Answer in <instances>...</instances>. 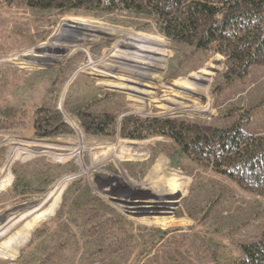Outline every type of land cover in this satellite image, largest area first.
<instances>
[{
  "label": "rangeland",
  "instance_id": "rangeland-1",
  "mask_svg": "<svg viewBox=\"0 0 264 264\" xmlns=\"http://www.w3.org/2000/svg\"><path fill=\"white\" fill-rule=\"evenodd\" d=\"M117 18L129 23L127 19L130 17L118 15ZM126 25L92 16L23 8L0 12V103H9L5 97L27 108L44 102L52 103L60 110L64 122L74 130V135L69 137L36 135L32 139L25 137L27 130L0 132V173L14 147L35 153L16 168V180L19 189L25 188L24 193L14 196L13 184L0 183V245L4 242L0 247V264H12L9 261L20 255V249L28 243L33 231L55 212L41 220L17 253L11 254L10 243L20 234V228L34 217L32 214L47 213L49 208L47 211L46 208L53 195L66 185L61 193L60 208L65 189L77 179L113 207L111 209L119 214L120 220L105 218L92 221L91 237L88 238L81 237L78 229L73 231L71 227L70 235L74 234L71 255L81 257L75 258L71 264H108L109 259L121 256L115 252L122 241L125 242L124 254L132 251L126 264H211L210 253L214 249L218 252L220 264H233L238 258L235 242L258 237L260 220L252 219L246 225L236 226L246 221L249 212L244 207L232 206L228 214L222 213L228 218L212 224L208 217L220 212L221 206L207 205L202 211L192 209L191 204L206 189L211 192L214 186L208 181L211 178L226 183L243 203L257 200L264 205V197L241 190L227 177L194 164L182 152L183 155H179L177 150L180 146L170 137L159 135L141 139L148 148H140L121 143L118 139H135L124 138L119 130L115 136L92 137L86 134L77 115L71 111L68 97L76 85L85 89L83 83H87V89L90 84L97 87L101 96L106 92L124 94L126 107L118 111L119 122L124 114L209 120L217 114L214 107L217 100L223 111L235 106L252 110L244 128L251 133H260L264 132V66L253 65L249 75L227 82L221 75L224 69L222 55L209 53L203 58L205 50L202 48L181 45L153 30L143 31ZM164 41L168 43L170 55L160 68L165 55ZM217 84L219 88L213 97ZM61 93H67L62 109L59 107ZM66 112L73 117L75 115L82 135L66 120ZM238 117V113L217 117L213 124L230 125ZM159 142H165L171 148L168 152L156 154L143 177L132 176L126 163L148 159ZM174 154H178V167L171 160ZM160 155L167 158L165 168L152 176ZM36 159L73 164L77 170L62 174L45 190L38 192L35 186L22 184L19 174L22 168ZM181 162L191 165L201 174L198 182L203 179L208 182L206 188L195 186L188 203L183 204L196 218L207 214L199 222L187 215H176L194 178L182 170ZM178 170L189 177L183 192L176 191L180 181ZM3 178L0 177V182ZM132 199L143 202L129 201ZM173 199L177 201L170 205ZM57 220L55 224H59ZM218 227L222 232H217ZM114 231L118 238L111 237ZM9 250V255H3ZM29 253V249L24 251V261Z\"/></svg>",
  "mask_w": 264,
  "mask_h": 264
},
{
  "label": "trees",
  "instance_id": "trees-1",
  "mask_svg": "<svg viewBox=\"0 0 264 264\" xmlns=\"http://www.w3.org/2000/svg\"><path fill=\"white\" fill-rule=\"evenodd\" d=\"M13 8L92 16L111 23L131 25L143 31L153 30L181 45H193L204 49L203 58L209 53L222 55L224 69L221 75L227 82L249 75L253 65L264 66V0H0V12ZM118 15H128L129 23L118 19ZM164 44L165 55L161 60L160 68L164 59L170 55L168 43L164 41ZM174 83L172 84L179 85ZM83 85H86L85 89L78 88V85L72 89L68 103L72 106L71 111L77 115L86 134L92 137L115 136L119 130L124 138L135 139L134 141L118 139L121 143L140 148H148L144 141H140L141 139L159 135L170 137L183 147L184 155L194 164L227 177L247 193L264 197V132L251 133L244 128V124L251 118L252 110L235 106L223 111L222 105L216 100L214 107L217 109V114L209 120L185 116L139 117L135 114H126L119 122L118 111L126 107V96L115 92H106L101 96L97 87L90 84V88L87 89V83ZM66 88L67 84L64 90ZM217 88L219 84L214 88L213 97L216 96ZM66 94L61 93L59 99L61 109L64 108ZM4 99L9 103H0V132L28 131L31 123L34 122L37 136L74 135V130L64 122L60 110L54 104L44 102L37 107L27 108L12 102L14 99L9 100L6 97ZM234 113L239 114L236 122L225 126L213 124L214 118ZM66 120L82 135L77 120L68 112H66ZM170 148L169 144L159 142L148 159L129 161L126 163V168L135 178L143 177L153 164L156 154L159 151L168 152ZM177 152L183 155L180 149ZM11 153L10 159L5 160V166L0 173V177H4L0 183L13 184L15 188L13 194L17 196L24 193L25 188L19 189L16 168L19 163L35 153L17 147H14ZM157 159L151 172L152 176L158 174L166 165L165 156L160 155ZM180 167L194 178L189 194L182 199V205L176 215L178 217L187 215L199 222L207 214L196 218V215L183 204L188 203L195 186L206 188L208 182L205 179L198 182L197 178L201 174L191 165L181 162ZM76 170L77 166L73 164L36 159L22 168L19 174L22 184L35 186L40 192L62 174ZM178 172L180 181L178 189L175 190L183 192L187 188L189 177L179 170ZM208 181L214 185L211 187V192L208 193L206 189L205 193L197 197L193 205L191 204V208L204 211L209 205L221 206L220 212L208 217L212 224L216 220L228 218L222 213L228 214L232 206L244 207L243 209L248 210L246 221L236 226H242L244 223L246 225L252 219L257 220L256 222L260 220L259 235L252 240L235 242L238 258L233 264H264V205L257 200H246L244 204L238 199L236 191L233 192L226 183L217 178ZM65 187L66 185L53 195L47 213H33L34 217L20 228V234L10 243L11 254L17 253L18 248L29 239L32 229L41 220L57 210L53 220L42 222L33 231L28 243L20 249V255L15 260H10V263L69 264L75 258L81 259L80 256L71 255L74 234L70 235L72 229L65 219H61V216L68 211L73 217L86 204L108 205L95 196L89 186L77 179L65 189L59 208L61 193ZM129 201L143 202L133 199ZM176 201L177 199L171 200L170 205ZM164 202L166 203V200ZM57 218L59 224H55ZM219 231L222 232L221 227L217 228V232ZM124 244L125 242H120L116 252L114 250L121 256L109 259L108 264L127 263L132 251L124 254ZM28 249L30 253L25 256L24 261L23 253ZM217 253L216 249L210 253L211 264L221 263Z\"/></svg>",
  "mask_w": 264,
  "mask_h": 264
},
{
  "label": "crops",
  "instance_id": "crops-1",
  "mask_svg": "<svg viewBox=\"0 0 264 264\" xmlns=\"http://www.w3.org/2000/svg\"><path fill=\"white\" fill-rule=\"evenodd\" d=\"M94 194L96 195V193H94ZM96 196H98V195H96ZM49 207H50V203L48 204L46 211ZM82 207L83 208L78 210L77 213L75 215H73V217L68 213V211H66V214H63L61 216V219H65L67 221L69 227L73 228V231L76 228L78 229L77 231H79L81 237L82 236L85 238L91 237L89 229L91 227L92 221H94V220H103L105 218L106 219H113V220H120L119 214L115 213V211H113V209H111L113 207H110L109 205L106 206V205L86 204V205H83ZM56 213H57V210L55 211L54 215ZM106 213H110V214H106ZM54 215L51 218H49V220H53L55 218ZM79 233H77V234H79ZM104 234L105 233H103V236H104ZM110 235L114 239L119 237L115 231L111 232ZM9 254H10V250H9V252H5L3 255L6 256Z\"/></svg>",
  "mask_w": 264,
  "mask_h": 264
},
{
  "label": "water",
  "instance_id": "water-1",
  "mask_svg": "<svg viewBox=\"0 0 264 264\" xmlns=\"http://www.w3.org/2000/svg\"><path fill=\"white\" fill-rule=\"evenodd\" d=\"M124 115H126V114H124ZM123 115V116H124ZM74 117H75V115H74ZM24 135H25V137L26 138H28V139H32V138H35V136H36V129H35V126H34V122H32L31 123V127H30V129L28 130V131H26L25 133H24ZM180 151L183 153V147L182 146H180ZM172 162L174 163V166L175 167H178V155L177 154H174L173 156H172Z\"/></svg>",
  "mask_w": 264,
  "mask_h": 264
}]
</instances>
